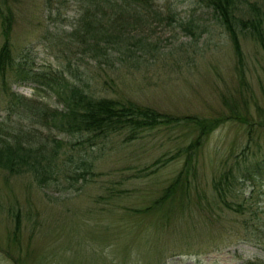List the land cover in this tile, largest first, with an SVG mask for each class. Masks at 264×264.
<instances>
[{
	"label": "rangeland",
	"instance_id": "374dc122",
	"mask_svg": "<svg viewBox=\"0 0 264 264\" xmlns=\"http://www.w3.org/2000/svg\"><path fill=\"white\" fill-rule=\"evenodd\" d=\"M154 2L158 17L130 28L123 49L110 46L94 59L71 39L75 0H0V49L9 15L13 60L0 72V137L27 134L46 152L59 150L46 184L0 167V264H264V47L240 33L238 54L196 0ZM21 69L39 79H24ZM72 85L176 117L233 110L249 120L212 132L190 192L162 202L195 131L160 129L131 142L116 134L93 144L9 104L15 93L62 111L58 87ZM220 179L234 210L216 196Z\"/></svg>",
	"mask_w": 264,
	"mask_h": 264
},
{
	"label": "trees",
	"instance_id": "16d2710c",
	"mask_svg": "<svg viewBox=\"0 0 264 264\" xmlns=\"http://www.w3.org/2000/svg\"><path fill=\"white\" fill-rule=\"evenodd\" d=\"M80 6L78 25L72 33L75 46L82 52L90 53L94 59L104 56L110 46L123 49L126 32L144 20L156 18L154 0H75ZM199 5L211 9L230 35L234 48L241 55L240 33L248 34L264 47V6L248 0H196ZM247 4L248 7H244ZM173 15V14H172ZM5 42L0 49V72L5 74L12 63L11 32L12 19L3 18ZM104 57H107L106 55ZM24 79H39L32 71L20 70ZM45 84V83H44ZM59 98L65 104L62 111L48 110L31 104L29 100L15 93L10 95L9 104L16 102L22 115L36 124L52 125L55 129L71 136L88 137V142L96 144L116 134H123L127 141L140 139L144 134L160 129L190 127L196 136L181 150L185 164L178 178L165 190L162 202L178 192L187 194L191 190V177L197 176V157L207 138L223 124L235 120L248 123L239 112L221 114L215 118L198 116L176 117L159 112L152 107L136 102L108 97H96L79 86L58 87ZM0 126H2L0 124ZM3 132V128H0ZM11 140L0 137V167L11 174H32L40 184H46L56 173L55 160L59 150L46 152L37 146L35 138L27 134H13ZM92 144V145H93ZM58 148V146H57ZM178 155V156H179ZM246 159V158H245ZM218 200L228 209L234 210L228 201V191L223 188L222 179L214 185ZM18 228L19 225H17Z\"/></svg>",
	"mask_w": 264,
	"mask_h": 264
}]
</instances>
